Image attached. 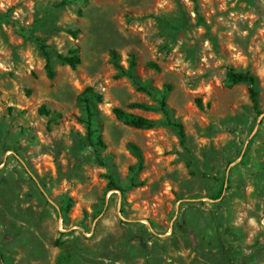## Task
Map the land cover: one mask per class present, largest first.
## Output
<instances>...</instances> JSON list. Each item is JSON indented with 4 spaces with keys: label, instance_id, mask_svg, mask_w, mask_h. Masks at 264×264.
Returning a JSON list of instances; mask_svg holds the SVG:
<instances>
[{
    "label": "rangeland",
    "instance_id": "1",
    "mask_svg": "<svg viewBox=\"0 0 264 264\" xmlns=\"http://www.w3.org/2000/svg\"><path fill=\"white\" fill-rule=\"evenodd\" d=\"M74 48L76 70L57 58ZM229 67L257 77V109ZM164 93L167 116L129 108ZM0 264H264V0H0Z\"/></svg>",
    "mask_w": 264,
    "mask_h": 264
},
{
    "label": "trees",
    "instance_id": "2",
    "mask_svg": "<svg viewBox=\"0 0 264 264\" xmlns=\"http://www.w3.org/2000/svg\"><path fill=\"white\" fill-rule=\"evenodd\" d=\"M73 36L77 38V33L74 32ZM47 54V53H46ZM58 60L66 66H69L73 70H76L82 63V59L79 55V50L77 48L71 49L67 54L58 53L57 54ZM110 58L112 61V64L114 65L115 69L117 70L116 78H128L132 81V83L136 86V88L147 94L150 97H155L157 90L152 87L144 84L141 79L136 74V68H137V58L135 55H131L128 67L125 68L123 65L119 62V57L116 51H111ZM155 69L158 68L157 65H152ZM46 71L47 76L49 79L53 80L56 77V72L53 69L52 62L50 58L47 59L46 62ZM227 77L229 79V82L233 85H239V84H246L249 87L250 97L251 101L253 103V106L255 109L258 108V91H257V77L249 72H238L234 68L229 67ZM168 90H171L170 86H167ZM93 98H97V103L102 102V96L97 95L92 87L86 88L78 97H77V105L79 108H81L86 113L85 119H80V122L85 125L87 136L89 137V140L93 141V138H95V134L97 132L96 127L97 124V106L96 103L92 102ZM157 102L159 103L158 107H155L153 105H148L145 103H133L129 106L130 109H139L144 110L148 112H159L163 115H168V105H167V93H164L160 96V98L157 99ZM200 102V101H199ZM201 106V105H200ZM43 108V107H42ZM43 112V109H41ZM45 113H48L45 111ZM113 113L117 117V119L121 122H123L125 125L133 127L135 129L139 130H150L155 128L159 121L152 120L145 118L140 115H136L134 113H129L125 111L122 108H114ZM180 128V134L183 139H185V130L182 125H179ZM95 144V143H94ZM96 146H105L102 135L99 134L96 137ZM130 148L132 152L137 156L140 163H143V156L140 151V149L133 143H131ZM99 155V154H98ZM27 168V167H26ZM28 172L31 175V178L35 180V177L32 175L29 168H27ZM225 186V183H224ZM221 188L217 194L213 197L214 200H220L223 198L224 194L226 193L227 188ZM115 188V189H111ZM109 190H121L119 187L115 185V183H110ZM123 191V190H122Z\"/></svg>",
    "mask_w": 264,
    "mask_h": 264
},
{
    "label": "built area",
    "instance_id": "3",
    "mask_svg": "<svg viewBox=\"0 0 264 264\" xmlns=\"http://www.w3.org/2000/svg\"><path fill=\"white\" fill-rule=\"evenodd\" d=\"M62 222V221H61ZM62 224V223H61Z\"/></svg>",
    "mask_w": 264,
    "mask_h": 264
}]
</instances>
